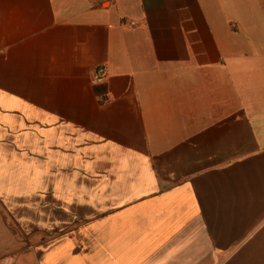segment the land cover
I'll use <instances>...</instances> for the list:
<instances>
[{
    "label": "crops",
    "instance_id": "0c3cea01",
    "mask_svg": "<svg viewBox=\"0 0 264 264\" xmlns=\"http://www.w3.org/2000/svg\"><path fill=\"white\" fill-rule=\"evenodd\" d=\"M0 197V264H264V0H0Z\"/></svg>",
    "mask_w": 264,
    "mask_h": 264
},
{
    "label": "rangeland",
    "instance_id": "374dc122",
    "mask_svg": "<svg viewBox=\"0 0 264 264\" xmlns=\"http://www.w3.org/2000/svg\"><path fill=\"white\" fill-rule=\"evenodd\" d=\"M103 5L107 6L108 2H104ZM11 207L5 199L0 197V261L4 255L14 253L26 239L25 230L10 212L13 209Z\"/></svg>",
    "mask_w": 264,
    "mask_h": 264
},
{
    "label": "built area",
    "instance_id": "2783aa9c",
    "mask_svg": "<svg viewBox=\"0 0 264 264\" xmlns=\"http://www.w3.org/2000/svg\"><path fill=\"white\" fill-rule=\"evenodd\" d=\"M131 25H135V22H131ZM106 79H107L106 67L98 66L92 75V83L95 85H102L106 82Z\"/></svg>",
    "mask_w": 264,
    "mask_h": 264
}]
</instances>
